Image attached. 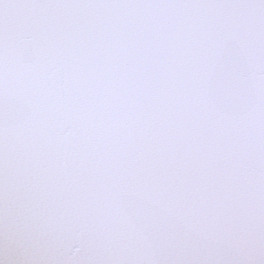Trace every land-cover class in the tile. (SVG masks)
<instances>
[{
	"label": "snow or ice",
	"instance_id": "snow-or-ice-1",
	"mask_svg": "<svg viewBox=\"0 0 264 264\" xmlns=\"http://www.w3.org/2000/svg\"><path fill=\"white\" fill-rule=\"evenodd\" d=\"M0 264H264V0H0Z\"/></svg>",
	"mask_w": 264,
	"mask_h": 264
}]
</instances>
